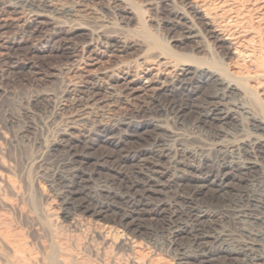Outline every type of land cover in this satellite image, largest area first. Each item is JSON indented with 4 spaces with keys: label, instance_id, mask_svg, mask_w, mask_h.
<instances>
[{
    "label": "rangeland",
    "instance_id": "obj_1",
    "mask_svg": "<svg viewBox=\"0 0 264 264\" xmlns=\"http://www.w3.org/2000/svg\"><path fill=\"white\" fill-rule=\"evenodd\" d=\"M1 1L10 5L19 4V11H22L21 16L24 15V20L33 10L32 7L23 4L24 0ZM39 1H50L60 9L58 13L51 8L45 9L49 16L59 21L60 30L42 28L38 30L39 32L33 31L31 27L23 26V22L14 20L19 14L15 16L0 5V18H2L0 19V160L3 164L0 166V173L8 175L18 188L16 196L11 194L6 196L5 193V197L11 200L9 206H0V217L5 214L0 218V223L2 222L0 228L9 232L11 230L18 232L13 233L15 237L19 240L22 237L21 240H24L22 243L24 242V245L27 243L25 245L27 249L30 252L32 250L31 253L36 255H39L38 250L41 246L47 245L50 240L68 239L65 243L69 241L67 244L70 248L63 242L68 249L76 255L79 254L78 257L90 264L93 261L94 264L99 263V254L104 253L110 258L115 253L112 246L107 244L104 247L105 244H102L101 239L92 233L94 224H108L121 229L118 224L121 215L130 217L131 214H143L133 217L138 229L128 233L139 245V252L142 253L140 258L145 259L148 256L152 259L154 256L152 259L154 263L187 264V261L181 259L186 253L191 257L192 254L203 252L208 248H217L220 244H228L232 247L236 242H250L252 241L250 235L264 231V224L260 220L253 221L238 215L241 214L240 210H244L251 216L254 215L253 217L264 219V168L257 167L250 174L251 176L247 177L249 181L232 187L230 191L228 190L230 193H218L209 185L196 194L192 187L193 182L196 181V174L191 168L184 169L182 171H186L183 174L184 180L178 182L177 176L180 171L179 168L174 170L173 163H170L172 162L170 158L173 156L171 153L172 155L161 157L157 162L158 168L155 169L159 175L161 172L163 174L159 176V182L154 186L155 190L153 188L154 192L152 191L150 196L139 197V191L129 188L131 184H143L145 176L149 175L150 171H154L153 168H149V164L158 157L152 158L151 154L147 153V149L158 154L160 149L165 153L166 148L164 149L163 146L177 149L180 147L179 144L184 145L196 157L206 156L211 167L220 162L232 161V164L238 160L245 162L246 156L240 144L249 140L251 136L249 120L244 116L236 115V120L213 123L204 120L202 113L195 110L194 114H187L183 121H175L171 114L158 112L160 107L156 101L161 98L140 84L133 85L132 69L128 66L133 65L136 55L131 50L121 52L114 47L118 45V40H125L128 45H132L138 32L136 21H131L125 26L120 21L116 7L107 5L103 0H35L33 3ZM145 14L148 15L147 12ZM146 15L144 20L147 21ZM146 21H143L144 26L148 27L144 28L152 30ZM51 30H54L53 33L50 32ZM106 35L112 36L113 46L104 43L103 37ZM232 62L231 60L230 63ZM233 65H230V70L233 69L231 67ZM105 72L107 75L104 74ZM109 74L112 76L110 77ZM157 78L152 79L154 83L152 82L149 87L154 88L170 82L168 80L167 83L163 76ZM127 82L129 83L126 84ZM203 87L198 88L200 93L197 95L203 93L205 98H209L213 89ZM200 97L196 106L209 108L211 106L209 101L200 104L203 102ZM155 118L176 137L171 140L161 131L155 132L158 136L164 135L162 138L166 145H158L159 147L152 144V140L146 136L151 132L148 130L150 128L143 127L146 122L152 123ZM124 120L126 122L134 120L133 123L143 125L136 134L131 128L125 130L126 132L113 134L107 142L102 141L103 137L100 136L102 132H89L94 125H111L125 122ZM65 124L75 127L71 134L75 141V151L86 155L84 161L76 165L81 171L75 175L67 165L68 152L64 148L51 147L60 131L66 127ZM144 129L146 131H143ZM215 131H219L218 135H215ZM127 132L135 136L127 139L125 137ZM136 150L146 152L140 159L132 160V152ZM186 157H182L183 161L186 160L185 163L190 162L194 165L200 163L193 158L185 159ZM234 159L237 161H233ZM232 172L237 174L235 170ZM88 174L91 176L88 177ZM208 178L213 179V175L209 174ZM79 189H83L88 197L77 195L74 198L75 202L84 201L89 206H93L94 202H88L91 196L113 208L106 213V220L82 211L76 212L78 215L76 218L83 221L82 226L76 225L70 217L65 218L64 210L66 212L68 210L63 205L61 192L65 190L75 192ZM103 190L109 191L110 194L102 193ZM186 200L191 203H187ZM153 205L158 207L156 212L151 210ZM188 206L201 208L208 213L205 217L207 221L201 224L196 234L200 236L221 233L225 242L210 240L208 244L207 242L198 244L193 232H186V228L194 223L192 218L189 219L183 212ZM69 212L73 214V211ZM146 214L158 215L152 218ZM55 231L57 236L53 233ZM72 243L76 245L73 246ZM80 250L82 252L77 254ZM123 251L125 250H120L119 253L121 257L123 255L121 262L125 264L129 258L127 252ZM108 257L104 260L107 261ZM188 264L199 263L197 261L192 263L190 260ZM258 264H264V260L259 261Z\"/></svg>",
    "mask_w": 264,
    "mask_h": 264
},
{
    "label": "bare ground",
    "instance_id": "obj_2",
    "mask_svg": "<svg viewBox=\"0 0 264 264\" xmlns=\"http://www.w3.org/2000/svg\"><path fill=\"white\" fill-rule=\"evenodd\" d=\"M34 1L35 0H24L23 2L25 6L33 8L30 13H25L28 15V18L25 20L23 18L24 15L21 16L22 11H19V4L10 5L0 0V5L6 10H10V12L15 16L19 14L20 16L18 15V17L16 16V18L13 19L16 20V22H23V26L25 25L26 27H31V30L33 31H38L42 28H53L60 30L59 21L56 18L49 16L45 12L46 8H51L57 11V13L60 9L50 1H39V3L36 4L33 3ZM103 1L107 5H113L116 7L121 18L120 21L125 26H127L131 21H136L137 23V37L132 45H128L125 40H118V45L116 44L114 47L118 48L121 52L131 50L132 53L136 55L133 65L131 67L128 66V68L132 69V78L134 79L132 80L133 85L140 84L142 87L144 86V88L148 90L150 89L153 94H156L157 97L159 96L161 98L156 101V104L160 107L158 112H164L165 114L169 113L173 116V120L175 119V121H183L187 114H192L196 110V112L202 113V118L204 120H208L213 123H225L228 120H236V115H239L238 117L244 116L249 120L248 127L251 131L249 140L240 144V147H242L244 150L243 153L246 156L245 162H240V160H238V162L232 164L231 161V165L230 163L220 162L216 166L211 167L208 160H206L207 158H205L206 156L203 155V157L198 158L193 155L192 152L188 151L184 145L183 147L179 144L180 147L177 149L171 147L167 148V146L164 147L163 145L166 144H164V139L162 137L165 135V137H169L171 139L175 137V135L172 134L171 130L170 132L167 128L162 126L159 121L156 120V118L152 123L150 122L147 124L146 122L143 127H149L150 129L148 130H151V132L147 133L146 136L152 140V144L157 146L162 145L164 149L166 148V151L163 153L160 149V152L156 154L155 152L152 153L151 150L146 148L147 153L151 154L152 158L158 157L154 162L151 160L152 162L149 164V168H153L154 171H150L149 175L145 176L143 184L138 185L135 182L136 184H131L129 188L139 191V197L150 196L154 186L159 182V176L163 174L161 172L159 175V172L156 171L155 168H158L157 162L160 161L159 159L161 157L164 158L171 153L173 156L170 158L172 159V162L170 163H173L174 170H176L175 168H179L178 171H180V174L177 176L178 182H182L184 180L183 174L186 172H182L184 169L191 168L193 173L196 174V181L193 182L192 185L196 194L202 192L204 188H208L209 185L218 193L229 192L232 187L249 181L248 178L251 176L250 174H252L257 167L258 169L264 168V0H140L139 2L136 0ZM23 4L21 5L23 6ZM145 12H147L148 15H146ZM145 15L147 16L146 19L149 25L152 27V30H146V27L148 26H144V22L146 21L144 20ZM53 31L51 30L50 32L53 33ZM88 37L86 36V38ZM103 38L105 44H108L109 46L112 45V36L106 35ZM118 49L117 51H119ZM231 60L233 61L232 64L230 63ZM230 65H233L231 67L234 70H230ZM104 74H106V72ZM109 75L110 77L112 76V74ZM159 76H163L164 79L166 78L167 83L168 80H170L169 84L162 83L158 85V87H149V85H151L153 82L152 79ZM128 83L129 82L126 84ZM75 86L76 85L74 84L73 87ZM202 86L213 89V93L209 96V98H205V95H202L203 93L200 94V96L202 95L201 97L197 95L200 93L198 92V88ZM199 97L203 100V102L200 104H204L205 101H209L211 106H209V108H204L198 105L196 106V102ZM159 114L162 115V113ZM152 119H154V117H152ZM133 121L119 122L111 125H94L89 129V132H102V135L100 136L103 138L101 139H103V142H107L108 139L112 138L113 134H120L122 131L126 132L125 130H130L131 128V131L135 132L136 134L138 129L141 128L143 124L133 123ZM74 128L75 127L73 125L67 124L66 127L60 131L57 139L52 143L51 147L52 149L64 148L68 152L69 157L67 158V165L71 167L72 174L75 175L81 171L79 170L80 167H76V165L78 162H83L86 155L78 154L76 152L77 150L75 151L74 149L75 141L73 137H71ZM143 131H146V129ZM158 131H161L164 133V135L162 134V137L158 136L155 133ZM141 133L142 132H140V134ZM214 133L215 135H218L219 131H215ZM125 135L124 136L127 139L135 136L133 134H129L128 132ZM124 136H121V138ZM145 152V150L143 152H138V150L133 151L132 160L137 158L140 159L141 155H144ZM185 156L193 158V160L196 159L198 163L200 162L201 164L199 163L194 165L190 164V162L185 163L186 160L183 161L182 159V157ZM187 157L185 159H187ZM235 160L236 159L233 161ZM142 161L145 162L144 160ZM1 162L2 161L0 160V166H3ZM232 170H235L237 174L233 173ZM147 171H149V169H147ZM209 174L213 175V179L210 180L208 178ZM90 176L91 174H88V177ZM16 187L17 186H15V183H13L8 175L0 173V206L5 207L10 205L9 203L11 199L8 200V198L5 197V193H7L6 196L8 194H11V196L18 194V188ZM102 193L107 195L110 194L109 191L105 190H103ZM61 195V199H63V205L68 210L67 212L64 210V216L65 218H72V222L74 221L76 225H81L83 222H81L79 218H76L78 216L76 215V212L78 211L90 213V215L94 217L104 218L106 220V213L113 209L109 205L99 202L97 199L91 196L88 198V202H94V205L92 204L93 206H89L84 201L75 202L74 198L77 195H84L85 198L88 197L87 193H85L83 189H79L75 192L71 190H65L63 193L61 192ZM186 202L191 203L189 200H186ZM155 204L158 205L157 203ZM69 209L73 211V214L69 212ZM157 209V206H151L152 211L156 212ZM183 212L185 215L187 214L188 218L191 217L194 221V223H192L189 228H186V232H193L192 234L194 235L195 241L198 244H205L204 242H207L206 244H208V241L210 242V240H213L214 242L222 240V242H225V238H222L221 233L214 235L207 233L208 235H206L205 232V235L200 236L199 234H196L199 232L198 228L201 226V224L207 221L205 220V217L208 213L205 210L188 206L185 207ZM246 212L247 211L240 210L241 214L238 213L239 217H248L249 219H253V221L260 220V222L264 224V219L262 220L261 217H253L254 215L251 216ZM141 215L143 214H131L130 217L127 215H121L120 220L118 221L121 229H117L113 225L111 226L108 224H94L92 233L101 239L100 241L103 242L102 244H105L104 247L108 244L115 249V253L112 254L110 258L104 253L103 255L99 254L100 261H98V264H123V262H121L123 255L121 257L119 253L120 250H125L127 252V258H129L128 262L126 259H124L126 260L127 264H165L154 263L152 261L154 256L152 259L148 256L145 259H143L144 257L142 259L140 258L142 253L140 254L139 252V245L137 244L136 239H134L133 236H130L128 232L138 229V226L134 223L133 217H139ZM146 215L155 218L153 216L158 214ZM8 229L10 230L11 227ZM11 231L9 232L0 228V264H90V262H86V260L84 261V259L82 260L80 257H78V253H81L82 250L77 252L78 255H76L75 252L72 253V251L68 249L66 245H68L67 243L69 241L65 243L68 239H64V241H62L63 239H47L50 240V242L48 241L49 243L47 245L40 244V246L42 245L41 248L39 247L40 250H38L40 253L39 255H36L31 253L33 252L32 250L30 252L27 249L25 246L27 243L25 245L23 244L24 242L22 243V241H24L21 240L22 237L20 239L21 241L18 237V239L15 237L14 234H17L18 232H14L15 230H13V232ZM53 233L56 235L57 232L55 231ZM50 237L52 236L50 235ZM250 237L252 239L250 242H236V244L230 247L228 244H220V241V245H218L217 248H208L203 252L196 253L194 255L192 254L191 257H188L187 253L186 256L183 255V257H180L184 261H187V264L190 260H192V263L193 261H197L199 264H258L259 261L264 260V231L258 234H252ZM78 242L80 241L78 240ZM73 244L74 243H72V245ZM107 257L109 259L107 261L104 260L107 259ZM92 264H94V261Z\"/></svg>",
    "mask_w": 264,
    "mask_h": 264
}]
</instances>
